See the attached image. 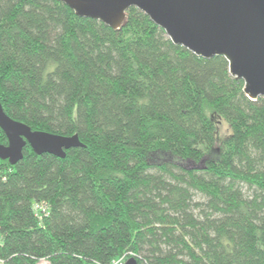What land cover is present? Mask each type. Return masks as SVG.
I'll return each instance as SVG.
<instances>
[{
	"label": "trees",
	"instance_id": "1",
	"mask_svg": "<svg viewBox=\"0 0 264 264\" xmlns=\"http://www.w3.org/2000/svg\"><path fill=\"white\" fill-rule=\"evenodd\" d=\"M123 22L0 0L4 113L81 144L0 160V261L264 264V97L249 100L223 57L173 44L141 11Z\"/></svg>",
	"mask_w": 264,
	"mask_h": 264
},
{
	"label": "water",
	"instance_id": "2",
	"mask_svg": "<svg viewBox=\"0 0 264 264\" xmlns=\"http://www.w3.org/2000/svg\"><path fill=\"white\" fill-rule=\"evenodd\" d=\"M77 17L103 23L113 30L124 23L129 8L141 11L162 29L170 42L202 59L221 56L228 72L243 82L249 100L264 97V0H55ZM0 130L7 144L0 160L15 166L28 145L37 155L64 158L79 148L78 137L31 131L12 121L0 104ZM123 264H137L128 258Z\"/></svg>",
	"mask_w": 264,
	"mask_h": 264
},
{
	"label": "built area",
	"instance_id": "3",
	"mask_svg": "<svg viewBox=\"0 0 264 264\" xmlns=\"http://www.w3.org/2000/svg\"><path fill=\"white\" fill-rule=\"evenodd\" d=\"M35 216L38 219H41L43 217H46L48 215V205L45 203H38L34 206ZM0 264H3L2 261H0ZM38 264H48L46 261L41 260ZM116 264H122L120 262H117Z\"/></svg>",
	"mask_w": 264,
	"mask_h": 264
},
{
	"label": "rangeland",
	"instance_id": "4",
	"mask_svg": "<svg viewBox=\"0 0 264 264\" xmlns=\"http://www.w3.org/2000/svg\"><path fill=\"white\" fill-rule=\"evenodd\" d=\"M218 127H219V129H218V134H217L218 138L221 139V138H224L225 136L228 135V133H229V129H228V127L226 126L225 123L220 122V124L218 125Z\"/></svg>",
	"mask_w": 264,
	"mask_h": 264
}]
</instances>
